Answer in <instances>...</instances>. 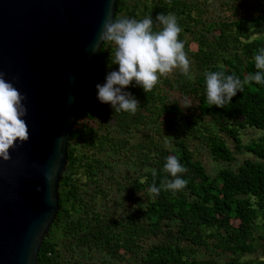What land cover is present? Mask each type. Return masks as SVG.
<instances>
[{
	"label": "trees",
	"instance_id": "obj_1",
	"mask_svg": "<svg viewBox=\"0 0 264 264\" xmlns=\"http://www.w3.org/2000/svg\"><path fill=\"white\" fill-rule=\"evenodd\" d=\"M160 13L178 18L191 78L176 68L148 93L130 87L138 111L116 113L96 96V84L116 67H109L114 48L102 45L38 264H264V85H246L224 108L210 107L204 77L223 71L243 80L256 71L264 0H116L114 18ZM185 98L190 107L181 108ZM245 129L260 133L244 143ZM201 149L221 162L216 170ZM240 153L251 156L237 163ZM168 156L188 170L176 195L166 188L174 179L164 171ZM119 164L133 167L122 174ZM154 183L159 196L150 191Z\"/></svg>",
	"mask_w": 264,
	"mask_h": 264
},
{
	"label": "water",
	"instance_id": "obj_2",
	"mask_svg": "<svg viewBox=\"0 0 264 264\" xmlns=\"http://www.w3.org/2000/svg\"><path fill=\"white\" fill-rule=\"evenodd\" d=\"M116 0H0V72L26 96L29 140L0 158V264H38L91 53Z\"/></svg>",
	"mask_w": 264,
	"mask_h": 264
},
{
	"label": "clouds",
	"instance_id": "obj_3",
	"mask_svg": "<svg viewBox=\"0 0 264 264\" xmlns=\"http://www.w3.org/2000/svg\"><path fill=\"white\" fill-rule=\"evenodd\" d=\"M154 24L159 27L158 31L154 30ZM182 31L178 18L171 13H160L155 20L151 15L138 20L128 17L115 19L109 12L91 53L95 54L102 44L107 43L114 48L109 67H116L106 74L103 83L96 84L98 101L110 105L116 113L134 115L140 102L128 90L130 87H140L148 93L161 77L176 68L190 79L191 63L185 42L179 39ZM253 58L256 71L243 80L236 73L226 75L223 71H205V92L210 107L224 108L238 92L243 93L246 85H264V47L258 48ZM25 100L26 96L0 72V158L4 161L11 158L9 150L17 143L29 140ZM179 105L181 108L190 107L187 98L183 105ZM164 171L174 178L166 183V188L173 195L186 188L188 181L183 174L188 170L178 157L168 156ZM153 176H156L155 171ZM150 191L159 196L161 189L154 183Z\"/></svg>",
	"mask_w": 264,
	"mask_h": 264
},
{
	"label": "rangeland",
	"instance_id": "obj_4",
	"mask_svg": "<svg viewBox=\"0 0 264 264\" xmlns=\"http://www.w3.org/2000/svg\"><path fill=\"white\" fill-rule=\"evenodd\" d=\"M213 12V11H212ZM217 12V8L215 9V13ZM213 12V14H215ZM260 132L254 129H245L244 131L241 132V139L242 141L248 142L252 137H256ZM228 143L231 145V141L228 140ZM202 159L206 161V165L210 167L211 171L216 170L217 167L220 166L221 162L212 160L210 157V154L206 149H201V151L198 152ZM251 156L249 153H240L237 155V163H239L243 158ZM120 165V171L122 174L124 173H129L131 169H129V166L133 167L131 164L128 166L127 164H119Z\"/></svg>",
	"mask_w": 264,
	"mask_h": 264
}]
</instances>
